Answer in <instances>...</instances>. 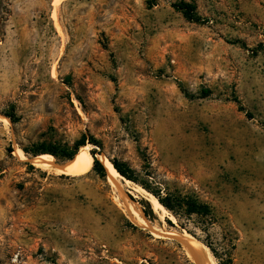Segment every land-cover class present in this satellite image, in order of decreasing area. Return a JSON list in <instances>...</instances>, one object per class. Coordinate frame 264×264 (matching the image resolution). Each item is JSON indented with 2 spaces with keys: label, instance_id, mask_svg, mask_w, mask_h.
Here are the masks:
<instances>
[{
  "label": "rangeland",
  "instance_id": "rangeland-1",
  "mask_svg": "<svg viewBox=\"0 0 264 264\" xmlns=\"http://www.w3.org/2000/svg\"><path fill=\"white\" fill-rule=\"evenodd\" d=\"M84 146L139 183L33 162ZM0 264H264V0H0Z\"/></svg>",
  "mask_w": 264,
  "mask_h": 264
},
{
  "label": "trees",
  "instance_id": "trees-1",
  "mask_svg": "<svg viewBox=\"0 0 264 264\" xmlns=\"http://www.w3.org/2000/svg\"><path fill=\"white\" fill-rule=\"evenodd\" d=\"M174 6L176 9L181 11L187 19L191 21L201 20V17L197 14V8L195 4L181 2L179 4H175ZM178 85L182 90V92L186 95V97L188 98L193 97V95L189 93V91L183 86L181 82H179ZM211 93L212 91L208 88L202 89V97H208ZM85 144L86 143L84 142L81 145H85ZM76 149H78V147H76ZM44 153H51L52 155H56V156L58 154L57 151L48 148H43L40 151H37L36 155L44 154ZM75 153H71L68 156V158L73 159ZM93 156L95 157L94 153ZM94 164H95V168L98 167L100 170L105 171V168L101 163V161L98 159V157H95ZM112 164L114 165L116 171L121 175L122 178L126 177L131 181L139 183L134 177H131L125 170L122 169L121 165L118 163L117 160H113ZM140 184L144 189H146L148 192L156 196L159 202L165 207V209L172 212V214H174L178 219L180 218L179 212L181 211H185V213L188 215L198 214V215L209 216L212 214L211 206L208 203L201 201L197 196L182 194V193H177L173 195L170 193H166L165 195H162L160 191H155L149 185L145 183H140Z\"/></svg>",
  "mask_w": 264,
  "mask_h": 264
},
{
  "label": "bare ground",
  "instance_id": "bare-ground-1",
  "mask_svg": "<svg viewBox=\"0 0 264 264\" xmlns=\"http://www.w3.org/2000/svg\"><path fill=\"white\" fill-rule=\"evenodd\" d=\"M54 161H55V158L50 154H42V155H39L36 159H33L34 163H42L45 165L54 166L56 168L55 170L58 173L68 174V175H81V174L88 173L89 171L92 170L93 165H94V156L90 152V147L84 146L77 153V155L75 156V158L73 160L68 161L67 163L63 164L62 166L56 164ZM104 163L108 167L107 168L108 175L110 176L109 178L111 179L113 184H115V186L117 188L122 189L123 188V186L121 184L122 178H121L120 174L114 168H112V165L110 163H107L106 161H104ZM138 189H139L138 191H140L142 193H146L149 196V199L152 203L153 208L157 211H160L161 216H164V213L166 211L165 207L159 202L157 197L148 193L145 189H143V187H139ZM133 213H136V212L133 210ZM137 223H139L140 225H142L144 227V225L140 221L137 220ZM147 228L151 229V231L153 233H158V232H154L155 228H152V227H147ZM159 236H162V237H171L172 236V237L179 238L180 242L183 243L184 245H186L188 247V249L192 253L194 252L196 255L199 254V250L202 251V246H203L202 242L200 240H198L197 238H195L194 236L190 235L189 233L183 234L181 232V233L169 234V233H165V232H160ZM204 249L205 248H203V250Z\"/></svg>",
  "mask_w": 264,
  "mask_h": 264
},
{
  "label": "water",
  "instance_id": "water-1",
  "mask_svg": "<svg viewBox=\"0 0 264 264\" xmlns=\"http://www.w3.org/2000/svg\"><path fill=\"white\" fill-rule=\"evenodd\" d=\"M100 160H101L102 163H104V161L106 160V156L105 155H101ZM106 169H107V167H106ZM167 238H171V239H175L177 241H180L179 238H177V237H172L171 236V237H167ZM202 259L203 258L200 255H198V256L196 255L195 261L200 262V261H202Z\"/></svg>",
  "mask_w": 264,
  "mask_h": 264
}]
</instances>
